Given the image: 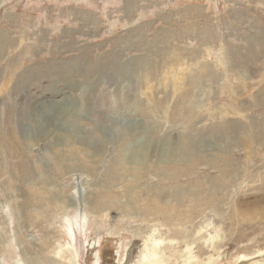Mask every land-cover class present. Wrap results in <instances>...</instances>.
<instances>
[{"label": "rangeland", "instance_id": "1", "mask_svg": "<svg viewBox=\"0 0 264 264\" xmlns=\"http://www.w3.org/2000/svg\"><path fill=\"white\" fill-rule=\"evenodd\" d=\"M1 110L0 264H262L264 0H0Z\"/></svg>", "mask_w": 264, "mask_h": 264}, {"label": "bare ground", "instance_id": "2", "mask_svg": "<svg viewBox=\"0 0 264 264\" xmlns=\"http://www.w3.org/2000/svg\"><path fill=\"white\" fill-rule=\"evenodd\" d=\"M15 102V101H14ZM61 104V103H60ZM63 104H66V103H63ZM14 105H15V103H14ZM13 105V106H14ZM17 105V104H16ZM68 105V104H67ZM68 106H70V105H68ZM15 107V106H14ZM20 108V107H19ZM19 108H17V109H19ZM75 108V107H74ZM6 109H8V108H6ZM75 110H77V109H75ZM19 111V110H18ZM3 115L5 114L2 110L0 111ZM16 112H17V110H16ZM77 112V111H76ZM76 112L74 113L73 112V109L71 108V107H64V108H62L61 110H60V112H59V116H64V117H67V116H72L73 118H74V116H76V115H78V114H76ZM0 113V115L3 117V115ZM7 114V113H6ZM5 114V115H6ZM33 114V113H32ZM37 116H38V114H36ZM36 116V118H38ZM56 117H57V115H56ZM33 118H34V116H33ZM48 118V117H47ZM11 120V119H10ZM14 119H12L11 121H13ZM16 120V119H15ZM11 121H10V123L9 124H12L11 123ZM35 121V120H34ZM9 122V121H8ZM8 124V125H9ZM15 124H16V122L13 124V125H11V126H14V128H13V130H11V134L13 135L12 137H13V139H12V143H13V146H10L11 147V149H12V151H14L15 152V155L18 157V155L20 156V157H22L21 156V154L23 153V151H25V150H27V148H28V145H29V143H31L32 141H37L38 143H45L46 141H48L49 139H48V135H47V133H45V132H40L39 130H40V128H42V125L40 126V128H39V130L37 131H34V133H31V134H28V135H26V134H22V132H20V131H18V129L15 127ZM33 124V123H32ZM7 125V126H8ZM69 126H72L71 124H68ZM1 126H2V124H1ZM33 126V125H32ZM37 127H38V123H37V125H36ZM3 127H4V129H5V127L6 126H4V124H3ZM1 128V127H0ZM73 128H71L69 131H66V132H63L62 134H59L58 132V130H55L56 131V134H55V136L53 137V138H51V139H53L54 141H55V145L57 146L58 144H60V142H62L63 140L64 141H66L67 139H70V141L71 140H75V143L76 144H79L80 146H83L84 148H86V149H88V151H89V146L87 145V144H85V142L83 141V139L82 138H79V135L78 136H76L75 134H74V132H73V130H72ZM61 130H63V131H65V129L64 128H62ZM4 131V130H3ZM8 131V130H7ZM6 131V132H7ZM31 132H33V131H31ZM7 133H9V132H7ZM3 136H6V134L4 135V133L3 132H1L0 133V137H1V139L3 138ZM8 136V135H7ZM11 136V135H10ZM249 136V138L251 137L250 135H248ZM12 137H10V138H12ZM7 138V137H6ZM9 138V139H10ZM78 139V140H77ZM81 139V140H80ZM112 139V138H111ZM251 139V138H250ZM11 140V139H10ZM4 141H5V138H4ZM9 141V140H8ZM107 141V140H106ZM105 141V142H106ZM5 143H7V142H5ZM4 143V144H5ZM18 143H20L19 145H21L22 146V153L20 152V150L18 149ZM35 143V142H34ZM49 143H50V141H49ZM10 144V143H9ZM24 144V145H23ZM64 144V143H63ZM109 144V143H108ZM192 144V143H191ZM263 144V143H262ZM3 145V144H2ZM1 145V146H2ZM50 145H51V143H50ZM65 145V144H64ZM140 145V144H139ZM9 145H7V147H8ZM58 147V146H57ZM185 147H186V150H187V152H186V154H188V153H191V150H193L192 148H191V145L190 144H187V145H185ZM49 148H52L50 151H51V154H54V156H56V155H58V153H56V151L53 149L54 148V146L52 145V146H49ZM48 148V149H49ZM194 150H195V148H194ZM16 151H18V152H16ZM147 153H148V146L146 147V146H143V147H141V148H138L137 147V145H134V144H131L130 146H127V147H125V148H123V150H122V153H120V156L122 157V163L123 164H127V166H129L130 167V169L131 170H133V168H135V167H138V166H134V165H140L141 163H145V161H146V158H147ZM189 155V154H188ZM1 156V155H0ZM53 156V157H54ZM60 156V155H59ZM58 156V157H59ZM61 157V156H60ZM160 158L161 159H163V162L165 163L166 162V157H165V155H164V153H161L160 154ZM1 159V158H0ZM59 160V159H58ZM58 160H57V162H58ZM61 161V160H60ZM150 161V160H149ZM118 162V161H117ZM120 162V161H119ZM18 163V165L19 166H17V168H23V166H27L26 164H25V161L23 160V159H21L19 162H17ZM60 163V162H59ZM58 164V163H57ZM61 164V163H60ZM9 167V166H8ZM28 167V166H27ZM27 167H25V168H23L22 170H19V169H17L18 171H20V174H21V176L19 177V179L22 181V179H21V177L28 171V169L29 168H27ZM9 169V168H8ZM80 172H84V171H80ZM29 173V172H28ZM28 175V174H27ZM130 178H132V177H130ZM29 179V178H28ZM133 179V178H132ZM24 180V179H23ZM134 180V179H133ZM135 181V180H134ZM133 181V182H134ZM10 182V181H9ZM29 183H30V180L28 181ZM32 182V181H31ZM12 183V182H11ZM10 183V184H11ZM33 183V182H32ZM15 186V185H14ZM133 186V185H132ZM134 187V186H133ZM14 188V187H13ZM135 189V188H134ZM17 190V189H16ZM20 193H21V191H20ZM82 194V193H81ZM159 194V193H158ZM79 195V194H78ZM161 195V194H160ZM199 195V194H198ZM110 196V195H109ZM155 196V195H154ZM162 196V195H161ZM200 196V195H199ZM80 197H81V195H80ZM79 197V200L81 199ZM111 197H112V195H111ZM93 198H95V197H93ZM199 198L200 197H198V196H193L192 197V199H193V201L195 200L196 201V203L198 204V202L200 201L199 200ZM111 199H113V200H116L115 198H111ZM164 199H166V196H164ZM164 199L162 200V201H164ZM26 200H28V199H26ZM263 200H264V197H263ZM209 201H211V199L209 200ZM115 202V201H114ZM116 202H117V200H116ZM152 202V201H151ZM96 203H97V201H96ZM148 203V202H147ZM98 205V204H97ZM156 205H158V204H156ZM154 206V205H153ZM22 209V208H21ZM21 209H19L20 210V213H21V211H22V213H23V210H21ZM148 210H150L149 212H148V214H150V213H152V211H151V208H148ZM245 211V210H244ZM159 212H161L160 214H159ZM159 212L157 211V213H155V214H153L154 216H156V217H159V215H161V216H163V219H164V221H165V223L167 222L168 223V221H169V219H167V217H166V215H164V211H161V210H159ZM247 212V211H246ZM246 212H244V213H246ZM249 212H250V210H249ZM260 217H262L263 215H264V209L262 210V211H260V212H256ZM166 214V213H165ZM248 214H250V213H248ZM242 215V214H241ZM149 216V215H148ZM180 216L181 215H178V218H180ZM83 218V217H82ZM180 222H182V221H180ZM160 235H162V234H160ZM158 236V235H156V236H154V234H152L151 236H149V242L148 241H145V244L146 245H148V244H150L152 247L151 248H154V247H157L159 244H161L162 243V241H164V239H160V237L161 236ZM147 239V238H146ZM148 249V247H146V250ZM65 256H66V262H67V264H76L75 263V261L74 260H76L73 256H71V254H70V250L69 249H66L65 251L63 250V251H61ZM148 252V251H147ZM152 254H154L155 255V253H154V251H153V253ZM151 254V261L150 262H153V263H157L158 261H155L154 262V260H153V258H155V256L154 255H152ZM53 256H55V254L53 255ZM55 258V257H54ZM57 258H63V256L61 255V254H57ZM158 258H160V257H158ZM157 257H156V259H158ZM255 261V260H254ZM262 262V264H264V260H261ZM42 262V261H41ZM149 262V263H150ZM41 264H44V263H41ZM45 264H57V263H55V262H53V261H50V260H48V261H46L45 262ZM146 264H148V263H146Z\"/></svg>", "mask_w": 264, "mask_h": 264}, {"label": "clouds", "instance_id": "3", "mask_svg": "<svg viewBox=\"0 0 264 264\" xmlns=\"http://www.w3.org/2000/svg\"><path fill=\"white\" fill-rule=\"evenodd\" d=\"M62 67L64 68V66H58V65H54V68H53V72H55V73H60V72H62V73H67V72H72V71H74L73 69H69V68H64V69H62ZM59 68L60 69H62V70H64V72L63 71H60L59 70ZM89 68V70L91 71L93 68H90V67H88ZM88 68H86L85 69V72H87L88 71ZM81 83H83V84H85L84 82H81ZM59 95V94H58ZM58 99H61V97L60 98H58ZM56 100H57V98H56Z\"/></svg>", "mask_w": 264, "mask_h": 264}]
</instances>
